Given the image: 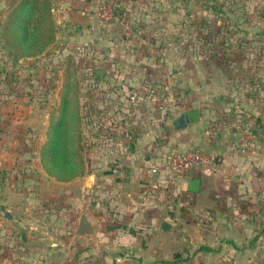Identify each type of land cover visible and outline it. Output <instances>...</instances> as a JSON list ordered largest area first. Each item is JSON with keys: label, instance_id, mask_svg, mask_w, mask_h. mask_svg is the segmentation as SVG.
<instances>
[{"label": "rangeland", "instance_id": "obj_1", "mask_svg": "<svg viewBox=\"0 0 264 264\" xmlns=\"http://www.w3.org/2000/svg\"><path fill=\"white\" fill-rule=\"evenodd\" d=\"M16 2L0 0V182L8 179L12 190L19 188V179L39 178L35 156L46 174L39 151L65 76L76 87L81 158L86 102L93 103L98 92L88 88L87 82L95 80V68L106 69L108 76L117 80L118 75L126 77L130 70L132 75L136 71L142 79L137 90L147 79L146 91L132 105L131 117L139 127L150 115L159 117L157 122L163 115L173 119L196 108L207 121L201 129L206 133L213 131L215 95L227 103V108H220L224 118L235 113L230 105L237 104L236 113L242 119L246 100H264V0H163L160 7L188 10L187 16L145 24L129 21L123 8L111 0H48L50 23L41 30L36 44L39 46L47 33L51 37L39 50L36 45L19 44L14 31L3 26ZM210 2L219 7V13L204 9ZM104 12L126 18L129 30L118 20L103 18ZM161 58L166 72L154 69ZM214 80L220 85L216 94ZM157 123H150L149 129L163 128ZM27 197L28 193L20 203ZM26 202L32 204L24 209L0 206V244L9 243V264H114L100 262L96 240L89 239L97 231L86 232L80 223L75 224V236L70 233L66 208L60 201H54V207L48 206L49 200ZM186 202L193 213L189 218L199 224L213 221V209L219 211L222 226L236 230L240 226L237 221L247 218L258 223L249 237L241 239L245 236L241 232L238 236L249 246V261L244 264H264V198L226 196L216 201L198 198L194 205ZM184 205L181 202L178 206L177 201L171 204L180 211L185 210ZM3 211L11 213L10 218H5ZM116 253L128 254L123 249H116ZM17 257H21L19 263Z\"/></svg>", "mask_w": 264, "mask_h": 264}, {"label": "crops", "instance_id": "obj_2", "mask_svg": "<svg viewBox=\"0 0 264 264\" xmlns=\"http://www.w3.org/2000/svg\"><path fill=\"white\" fill-rule=\"evenodd\" d=\"M111 1L123 8L130 17L129 21L131 19L137 24L183 17L180 8L170 9L165 5L160 7L163 0ZM164 62V58L158 60L154 69L166 72ZM95 71H99V74ZM92 72L95 80L87 81L88 88H97L95 97H103L101 103L104 104L100 106L99 103L98 115L93 117L95 106L86 102V121L81 127L83 173L65 181L54 179L41 170L35 156L34 168L40 174L39 178L19 179L17 191L11 189L8 179H2L0 206L24 209L32 204L26 200L33 199L35 202L49 200L48 206L54 207V201H60L66 208L69 222L67 226L73 236L76 231L75 224L80 223L84 231L98 232L96 236L93 234L90 238H84L96 240L101 263L248 262L249 246L239 240L238 232L245 235L241 239L249 237L250 231L257 228L258 223L255 225L247 218L237 221L240 226L236 230L230 225L222 226L218 220L219 211L213 209V221L210 219L209 223L199 224L189 218L193 213L187 207L186 201L193 202L194 205L198 198L213 201L226 196L246 200L264 198V100L260 103L246 100L248 103L243 106L245 117L242 119L236 113L237 104L230 105L235 113L228 123L220 114V108H227V103L224 100L220 102V95L217 94V106L213 105V131L202 132L201 129L207 121L200 117L196 108L197 119L191 120L185 126L175 128L172 123L182 112L190 110L180 112L173 119L170 116H161L157 122L163 128L153 126L155 130L151 131L149 125L157 123L155 121L159 117L150 115L149 121L139 127L131 117L133 109L127 101L130 90L140 86L141 75L136 71L132 75L130 70L131 76L118 75L117 80L108 76L107 70L102 67L95 68ZM147 82L146 79L145 84ZM219 90V82L214 80L213 94ZM242 130L253 131L259 136L256 149L241 151L231 147V142ZM192 148L213 152L219 155L220 162L212 167L192 169L188 177L178 183L177 187L182 194V198L178 199V206L181 202L186 203L183 206L185 210L180 211L179 207L171 206L177 199L173 194L174 189L171 191L169 188L171 180L169 174L161 169V163L168 151ZM113 162L121 165L115 173L110 171ZM152 169L155 170L151 171ZM194 178L199 180V187L196 192H191L187 189V183ZM26 193L28 197L20 203L21 198L25 199ZM3 213L7 219L12 215L6 211ZM0 246L1 264H9V243L2 242ZM116 249H123L128 254H115ZM20 259L21 257L17 263Z\"/></svg>", "mask_w": 264, "mask_h": 264}, {"label": "trees", "instance_id": "obj_3", "mask_svg": "<svg viewBox=\"0 0 264 264\" xmlns=\"http://www.w3.org/2000/svg\"><path fill=\"white\" fill-rule=\"evenodd\" d=\"M48 5V0H17L4 20L5 30L14 31L13 35L18 39L19 44L38 46L36 40L41 30L50 23L47 14ZM204 9H209L213 13L220 12L214 2L204 6ZM187 14L188 10H184L181 15L187 16ZM47 37H51V34L47 33L44 36L36 50L42 49L44 41L48 40ZM146 88L145 84L140 87L138 98L146 91ZM102 98L97 96L92 99L95 102H93L95 106V110L92 112L93 117L98 115L99 103L100 106L104 104L101 103L103 102ZM99 100L101 101L99 102ZM77 101L76 87L65 76L59 90V102L55 115L49 120L46 139L39 151L43 170L47 175L60 181L72 179L84 171L80 155L81 145L79 144L81 115ZM223 120L229 123L232 120V115L228 118L223 117ZM175 257L177 258V255Z\"/></svg>", "mask_w": 264, "mask_h": 264}, {"label": "built area", "instance_id": "obj_4", "mask_svg": "<svg viewBox=\"0 0 264 264\" xmlns=\"http://www.w3.org/2000/svg\"><path fill=\"white\" fill-rule=\"evenodd\" d=\"M101 16H104L103 18L105 19L118 20L120 24H123L124 28L127 29V31L129 30L128 26L126 25L128 23L126 18L122 17L120 19H117L116 16H110L109 13L106 14L105 12ZM124 35L128 36L129 32H124ZM138 95L139 91L137 89H133L132 91H130L127 96L128 103L134 105L137 102ZM258 138L259 136L255 134V132L250 130H242L241 133L238 134V136L235 137L231 142V147L241 151L253 150L258 147ZM219 162V155L198 148H192L183 151L171 150L163 156L161 169L169 174V179L171 180V185L169 188L171 189V191L174 189L173 194L178 202V199L182 198V194L177 185L180 181L188 177V174L192 169L201 166L212 167ZM120 168L121 165L119 163L113 162L110 171L112 173H115ZM154 170L155 169H152L151 171Z\"/></svg>", "mask_w": 264, "mask_h": 264}, {"label": "water", "instance_id": "obj_5", "mask_svg": "<svg viewBox=\"0 0 264 264\" xmlns=\"http://www.w3.org/2000/svg\"><path fill=\"white\" fill-rule=\"evenodd\" d=\"M97 74H99V71H95ZM198 117V111L196 109L187 111V112H182L179 117H177L172 125L175 128L178 127H182L185 126L186 124H188L191 120H195ZM130 148V146H129ZM199 187V180L194 178L191 179L188 183H187V189L191 192H196L198 190Z\"/></svg>", "mask_w": 264, "mask_h": 264}]
</instances>
